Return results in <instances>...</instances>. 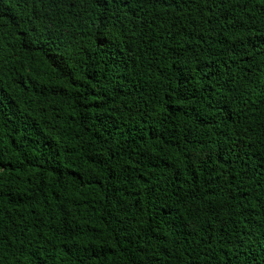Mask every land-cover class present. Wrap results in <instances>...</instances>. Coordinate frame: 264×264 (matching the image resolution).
Segmentation results:
<instances>
[{
	"label": "trees",
	"instance_id": "1",
	"mask_svg": "<svg viewBox=\"0 0 264 264\" xmlns=\"http://www.w3.org/2000/svg\"><path fill=\"white\" fill-rule=\"evenodd\" d=\"M0 264H264V0H0Z\"/></svg>",
	"mask_w": 264,
	"mask_h": 264
}]
</instances>
